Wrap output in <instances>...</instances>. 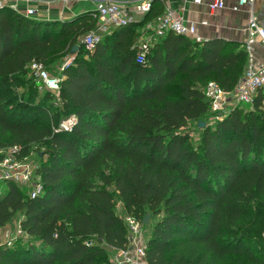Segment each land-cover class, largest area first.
<instances>
[{"label": "trees", "instance_id": "16d2710c", "mask_svg": "<svg viewBox=\"0 0 264 264\" xmlns=\"http://www.w3.org/2000/svg\"><path fill=\"white\" fill-rule=\"evenodd\" d=\"M164 12L151 0L141 21L118 26L88 52L81 40L96 27L94 11L58 21L0 8V149L28 157L42 148L35 197L0 182V229L16 215L24 239L0 243V264H116L102 243L127 245L114 212L113 186L128 213L158 216L145 249L147 264H212L229 256L264 264V109L237 105L193 145L192 122L209 112L202 87L236 86L247 64L243 43L196 42L167 32L137 62L141 27ZM61 71V108L33 105L18 87L32 61L71 53ZM176 93L174 97L173 94ZM213 113V112H212ZM73 115L71 130L59 128ZM46 121L42 122L41 120ZM246 218L247 224H241Z\"/></svg>", "mask_w": 264, "mask_h": 264}, {"label": "built area", "instance_id": "2783aa9c", "mask_svg": "<svg viewBox=\"0 0 264 264\" xmlns=\"http://www.w3.org/2000/svg\"><path fill=\"white\" fill-rule=\"evenodd\" d=\"M257 0H238L237 5L247 12V22L244 27L245 40L243 47L247 52V64L244 72L238 79L233 90L226 91L215 81L206 82L202 91L209 103L210 110L220 116L224 112L230 111L237 105L253 108L256 101H259L261 108L264 109V65L256 66L254 64V47L261 45L264 47V28L256 21L259 10ZM8 6L14 11L27 17H36L37 10L28 7L24 10L19 9L16 0H0V8ZM224 0H212L209 3V9L215 11L224 8ZM150 9V0L138 3L134 8L117 2H105L99 6L93 13L96 19V27L88 31L81 42L88 52H92L103 37L114 27L125 25L133 21L134 12L146 14ZM154 26L151 27V43L155 39L163 36L167 32H174L201 42L203 38L197 33L193 23L185 22L183 16L175 11H164L153 20ZM150 28V27H149ZM148 41H140L139 52L136 57L137 62L143 61ZM63 63L62 70L68 66L72 60V53ZM28 68L34 76V81L39 88L47 92L55 93L59 96L60 80L52 76L45 68L43 63L32 61ZM67 125L60 123L59 128L71 130L75 122L74 116H70ZM19 147L11 146L0 149V182L12 181L20 186H31L30 196L33 198L42 192L40 178L34 173V169L27 163V158H18ZM127 227V245L122 249H117L115 253L116 264H145V249L147 238L141 228L142 222L136 220L133 216L125 217ZM147 264V263H146Z\"/></svg>", "mask_w": 264, "mask_h": 264}, {"label": "crops", "instance_id": "0c3cea01", "mask_svg": "<svg viewBox=\"0 0 264 264\" xmlns=\"http://www.w3.org/2000/svg\"><path fill=\"white\" fill-rule=\"evenodd\" d=\"M144 1L147 0H16V3L22 10L28 7L36 9L37 16L32 18L62 21L78 14L95 11L105 2H117L134 8L136 4ZM211 1L212 0H163L164 11L168 10L180 13L185 22L195 25L197 33L203 39L222 37L224 39L243 43L246 38L244 33V27L247 22L246 10L238 7V0H224V8L211 11L209 9V3ZM260 1L261 0H257V6ZM144 16L145 14L134 12L133 21H141ZM144 25H146V29H148L150 33L148 38L150 40L153 35V29H151V27L153 28L154 26L153 20ZM254 64L256 66L264 65V47L261 45H256L254 47ZM17 225V231L15 230V232L22 233L19 223ZM8 230H11L10 225H6L4 228L0 229V243L9 240L7 234ZM103 247L107 252H116L115 249L105 244Z\"/></svg>", "mask_w": 264, "mask_h": 264}, {"label": "rangeland", "instance_id": "374dc122", "mask_svg": "<svg viewBox=\"0 0 264 264\" xmlns=\"http://www.w3.org/2000/svg\"><path fill=\"white\" fill-rule=\"evenodd\" d=\"M264 4V0H261L259 5L257 6L258 10L260 11L262 6ZM12 9V8H11ZM21 9V8H19ZM13 10V9H12ZM22 10V9H21ZM16 12V11H15ZM32 18V17H30ZM146 25H143L140 29L141 33H143L141 35V40L140 41H148L149 43H151L149 41V31L148 29H146ZM69 53H65L63 55H59L57 53H53L52 54V58L50 59L49 63L44 65V68L54 77H61V71H62V67H63V63L65 62V60H67L69 58ZM21 78H23L24 80L28 81L26 85L23 86H19L18 87V91L19 93L23 96V99L25 101H27L30 105H33L32 103H34L39 97L43 96V94L47 91H45L43 88H39L37 86V84L34 81V76L33 73L31 72V70L28 68L27 66V72L25 74H21L20 76ZM50 96H44V102L47 103H51L53 106H55L56 108H61V103L59 100V96H57L55 93H51L48 92ZM176 95V93L173 94L172 97H174ZM247 109V106H244ZM226 114V112L222 113L220 116H217V114L209 112L208 114H206L203 118H201V122L203 123V126H199L198 122H192L190 123L189 126V134L191 136V141L193 143V145L197 146L199 143V138H200V134L201 131L203 130V128L205 127H212L214 125V123L217 120H220L224 115ZM72 116V115H70ZM69 116V117H70ZM68 117V118H69ZM67 118V119H68ZM65 118L63 122L64 125H67V120ZM42 122L46 121L45 119L41 120ZM31 153L29 154L28 158H27V163L33 168L35 169V167L38 165V160L41 156V151L42 148H40L39 145H33L31 147ZM22 187V186H21ZM25 188L23 190L30 191L31 190V186H24ZM107 189L110 191L112 198H113V202H114V212L121 217V219L124 221L125 223V217L128 215H131L130 213L127 212L124 203L122 201V199L119 197L118 193L115 191L113 186L107 187ZM145 215L149 216V221L148 224H142L141 228L143 230V234L145 235L146 238H148L150 236L151 233V229L153 227V225L156 223V221L158 220V216H154L152 215L149 211H145L142 219L144 218ZM132 216V215H131ZM19 216L16 215L7 225H10V229L8 230L7 234L9 236V240L10 242H15L19 239H24L26 237V234L24 233H16L15 230L17 231V224L19 223ZM247 219L244 218L241 221V224L244 225L245 223L247 224ZM142 222V221H141ZM102 246H104V244L102 243ZM112 251V250H111ZM115 251L112 252H108L109 258L111 259V261L113 263H116L115 260ZM246 261L239 256H229L223 260H220L218 262H214L213 264H245ZM203 264H212V261L210 258H206L203 261Z\"/></svg>", "mask_w": 264, "mask_h": 264}, {"label": "water", "instance_id": "95a60500", "mask_svg": "<svg viewBox=\"0 0 264 264\" xmlns=\"http://www.w3.org/2000/svg\"><path fill=\"white\" fill-rule=\"evenodd\" d=\"M256 21L264 28V4L261 8V10L258 13V16L256 18ZM77 47H73L71 53L73 54L76 51ZM199 126H203V123L200 121ZM149 221V216L145 215L144 218L142 219V224H148Z\"/></svg>", "mask_w": 264, "mask_h": 264}]
</instances>
